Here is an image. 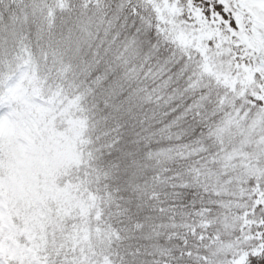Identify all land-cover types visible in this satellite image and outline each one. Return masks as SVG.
I'll return each mask as SVG.
<instances>
[{
	"label": "snow or ice",
	"instance_id": "snow-or-ice-1",
	"mask_svg": "<svg viewBox=\"0 0 264 264\" xmlns=\"http://www.w3.org/2000/svg\"><path fill=\"white\" fill-rule=\"evenodd\" d=\"M0 264H264V0H0Z\"/></svg>",
	"mask_w": 264,
	"mask_h": 264
}]
</instances>
